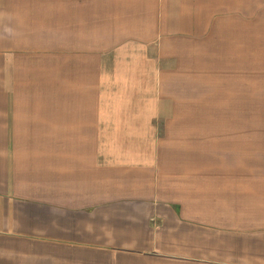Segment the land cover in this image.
<instances>
[{"label":"crops","instance_id":"0c3cea01","mask_svg":"<svg viewBox=\"0 0 264 264\" xmlns=\"http://www.w3.org/2000/svg\"><path fill=\"white\" fill-rule=\"evenodd\" d=\"M0 264H264V0H0Z\"/></svg>","mask_w":264,"mask_h":264}]
</instances>
